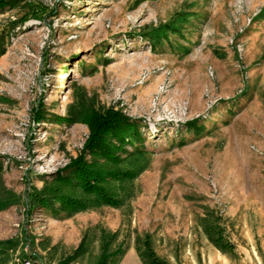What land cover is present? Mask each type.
Wrapping results in <instances>:
<instances>
[{"label": "rangeland", "instance_id": "374dc122", "mask_svg": "<svg viewBox=\"0 0 264 264\" xmlns=\"http://www.w3.org/2000/svg\"><path fill=\"white\" fill-rule=\"evenodd\" d=\"M38 1L42 18L18 26L0 57L1 175L19 197L0 211V240L17 241L14 261L94 264L117 232L119 264H143L146 235L170 264H264V0ZM23 13L7 9L0 26ZM82 97L137 121L126 149L146 151L147 168L129 196L115 185L120 207L29 210L33 187L81 153L88 125L53 115ZM205 217L230 251L210 240Z\"/></svg>", "mask_w": 264, "mask_h": 264}, {"label": "trees", "instance_id": "16d2710c", "mask_svg": "<svg viewBox=\"0 0 264 264\" xmlns=\"http://www.w3.org/2000/svg\"><path fill=\"white\" fill-rule=\"evenodd\" d=\"M21 7L24 13L16 19H9L0 26V57L10 45L11 37L18 26L33 18H42L47 7L38 0H0V14L7 9ZM9 98L0 95V101ZM44 104L36 108L35 118L43 120ZM53 118L64 122H82L88 125L89 135L81 153L72 158L64 167L59 168L45 181L42 188L33 187L28 195V209L46 208L54 212L74 213L98 208L101 206L120 207L125 197L117 194L115 185L121 186L125 196H129L127 184L138 177L148 164L146 151L135 149L129 151L127 144L140 138L137 121L121 108L109 106L99 109L85 98H77L70 105L66 115H53ZM3 164L0 163V211L18 202L19 197L4 185L1 175ZM203 227L210 240L223 251H230L233 244L226 240L223 228L219 222L203 219ZM117 232L103 237L102 253L94 264H119L127 252V248L119 245L111 250L112 239ZM17 241L13 239L0 240V264H19L14 261V250ZM88 250L84 241L66 261L81 256ZM136 250L143 264H170L160 258L152 247L150 236H138ZM41 260L37 254L25 253L23 261L36 264ZM23 264V262H22Z\"/></svg>", "mask_w": 264, "mask_h": 264}, {"label": "crops", "instance_id": "0c3cea01", "mask_svg": "<svg viewBox=\"0 0 264 264\" xmlns=\"http://www.w3.org/2000/svg\"><path fill=\"white\" fill-rule=\"evenodd\" d=\"M132 253H133V254H136L135 252H132ZM137 256H138V258H140L138 254H137ZM140 260H141V258H140ZM141 261H142V260H141ZM142 263H143V262H142Z\"/></svg>", "mask_w": 264, "mask_h": 264}, {"label": "built area", "instance_id": "2783aa9c", "mask_svg": "<svg viewBox=\"0 0 264 264\" xmlns=\"http://www.w3.org/2000/svg\"><path fill=\"white\" fill-rule=\"evenodd\" d=\"M25 264H31V262L28 261V262H26Z\"/></svg>", "mask_w": 264, "mask_h": 264}]
</instances>
